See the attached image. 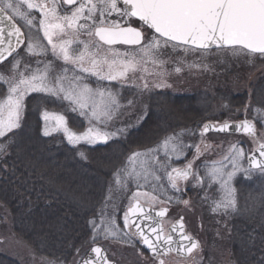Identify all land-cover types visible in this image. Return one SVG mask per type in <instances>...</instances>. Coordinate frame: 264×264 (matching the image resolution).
Listing matches in <instances>:
<instances>
[{"label": "rangeland", "instance_id": "1", "mask_svg": "<svg viewBox=\"0 0 264 264\" xmlns=\"http://www.w3.org/2000/svg\"><path fill=\"white\" fill-rule=\"evenodd\" d=\"M45 1L51 3V7L55 5L56 13L60 16H63L65 12L70 14V9H74L81 3L86 7L89 4V0H80L75 7L66 8L62 0L61 3L60 0ZM103 2L104 0H91V3L97 6L95 24L88 21L87 27L82 28L80 25L85 24V20L80 19L75 28L65 27L62 34L53 30V43L61 44L64 41H71L68 50L74 57L84 55V59L80 62L84 67H91L93 61L111 62L115 58L114 53L119 51L128 53L123 57L124 59H131L134 56L139 60L141 64L138 69L135 72H129L125 81L101 80L98 76L82 72L77 65L66 63L62 58L54 55L51 44L43 35V30L36 32L34 29L27 41L34 45L32 52L17 57L18 63L13 61L14 66H10V70L0 67V121L7 123L8 98L14 95L10 92V87L19 84L21 79L30 78L33 75L43 76L45 83L49 86L63 89L58 97L45 94L49 103L46 108L41 109V112L48 111L53 116H64L68 129L67 132L63 129L53 132L50 136L62 135L67 139L69 132L82 135L92 129L93 132L116 133L112 139L125 138L131 129L137 128L144 122L149 113L150 99L160 93H170L175 96L191 94L200 100V108L214 106L215 108L206 112L209 114L208 119L212 122L243 119L254 121L257 124L255 136L203 135L202 126L207 122L205 121L199 124L198 128L189 130L169 128V131H165L167 133L151 147L130 153L122 169L113 173L110 182V205L97 221L95 229L91 232V245L88 249L86 248L89 250L94 245L92 241L95 239L118 264H157L158 262L152 261L139 242L130 243L125 240V234L129 230L123 227L122 214L135 200H140L155 208L171 207L170 214L164 221L166 228L183 216L187 233L200 241V248L190 257L187 259L169 257L166 264H235L224 246L230 241L226 232L231 230L228 227L236 211L229 210L227 214H224L211 210L225 195L219 182L212 179L211 172L214 166H221L218 162L227 165L225 171L231 169V165L224 161V157L234 147L242 146L245 156H249L259 144L264 143V127H262L264 109L254 105L251 100L252 86L259 78H264V55H255L242 48L184 51L183 48L173 49L171 45L163 46L162 40L161 47L151 50L148 56L141 52L139 46H106L94 35L95 28L101 25L99 16ZM118 6L121 5L118 3ZM28 11L32 12V10ZM32 14L37 15L35 12ZM16 19L24 28L28 27L22 20ZM37 19L42 17L37 15ZM107 19L106 17L105 20ZM111 19H117L116 15L113 14ZM132 20L135 19L132 18ZM142 29L145 31V36L152 34V31L146 27ZM154 60L155 63H153ZM102 66L104 71H107V64ZM176 68H180V71H176ZM162 72L163 75L160 74ZM9 77L12 78L11 83ZM145 83L148 84L147 89L143 87ZM84 84L90 85L94 90L99 88L111 90L116 95L117 103L112 108L110 119L104 116L98 119L93 117L92 103H89L88 108L83 109L85 115L81 116V109L77 104H70L69 101L60 98L67 94L76 95ZM158 84L161 86L157 87ZM227 86L235 94L245 92L248 94L246 106L231 109L226 102L223 103L216 97V92ZM38 95L40 94L30 93L25 96L23 113L25 117L29 100ZM96 100L98 102L99 97ZM72 107L77 110L71 111ZM40 126L42 132L43 122ZM121 129L123 132L119 131ZM15 130L12 129L9 132L5 129V135L0 136V140ZM166 140L169 141L168 149L164 147ZM98 144L100 143L96 145ZM173 144L179 145L183 151L173 152L171 150ZM82 145L88 144L81 141L72 146L78 148ZM197 149H199L198 155ZM137 152L141 154L138 157L133 155ZM178 156L180 158H177ZM165 160L167 167L161 168L160 165ZM189 161H192L194 173L206 186H197L192 177H189L188 181L179 182L178 187L185 190L178 192L172 189L167 173L173 167L185 168ZM242 163L244 167H248L246 160ZM157 176L160 177L159 180L156 179ZM240 176L245 177L242 173H237L231 181L236 210L238 205L235 184ZM6 214L8 213H5L0 206V253L18 260L21 264H73L74 258L79 260L86 252L84 246L79 247L80 251L68 258L66 260L68 262L43 256L25 241L16 237L14 233L12 235L11 221Z\"/></svg>", "mask_w": 264, "mask_h": 264}, {"label": "snow or ice", "instance_id": "2", "mask_svg": "<svg viewBox=\"0 0 264 264\" xmlns=\"http://www.w3.org/2000/svg\"><path fill=\"white\" fill-rule=\"evenodd\" d=\"M65 5H74L76 0H63ZM99 22L101 25L96 28L95 34L107 45H125L139 46L141 52L148 56L151 50L163 46L171 45L173 49L183 48L184 51L191 50H208L212 47L221 48L224 46H241L254 53L264 55V0H122V6H118L117 0H104L101 5ZM32 10L42 19H37V15H33ZM87 12V15H85ZM97 6L91 3L86 7L81 3L69 12H65L63 16L56 13V6L51 8L46 4L36 3L35 0H0V67L10 70L13 61H17V57L31 53L34 45L28 43L29 34L35 29L36 32L43 30L44 37L51 44V51L54 55L59 56L66 63L77 65L82 72L91 73L98 76L101 80L107 81H125L129 72H135L141 62L134 56L131 59H124L127 52H115L111 62L107 60L93 61L91 67H84L80 62L84 59V55L73 56L68 50L71 41H64L61 44L53 43V34L56 30L64 33L65 27L75 28L80 19L85 20V24L80 27H87V22L96 21ZM115 14L117 19H111ZM108 18L105 20V18ZM19 18L28 27L24 28L16 22ZM132 18H136L132 20ZM132 20L131 23L129 21ZM138 24L139 26H133ZM152 30V34L145 36L141 30L143 27ZM23 29V30H22ZM11 58V59H9ZM7 61V65L5 62ZM156 61L154 60L153 63ZM18 63V61H17ZM103 64H107V71H104ZM192 67V65H189ZM180 71V68H176ZM163 75L164 73H160ZM11 83V77L8 78ZM81 79V77H77ZM23 86V87H22ZM160 87L161 85H156ZM145 89L148 84L143 85ZM63 89H56L45 83L43 76L33 75L30 78L21 79L19 84L10 87V95L7 103L8 119L5 124L0 121V136L5 135V129L9 132L12 129H21L22 124L27 126V119L24 116V98L30 93L40 94L28 102V110L31 114L33 109L37 115V123L43 122V136H50L53 132L61 129L68 131L64 116H53L48 111L41 112L46 108L49 100L47 95L58 97ZM99 97L97 102L96 98ZM62 100L75 103L81 109L80 115H85L83 109L89 107V103L94 105L92 116L97 119L100 116L111 118L112 108L117 103L116 95L111 90L99 88L94 90L90 85L84 84L76 95L67 94L60 97ZM131 103V102H130ZM255 105L264 106V97L255 99ZM75 107L71 111L75 112ZM148 117H145V120ZM204 132L217 131L227 132L230 125L221 124L214 127L211 124H204ZM241 127L244 131L251 133L253 125L245 121ZM264 127V122H262ZM123 132V130H119ZM21 133H13V136ZM116 133L88 132L82 135H76L69 132L67 140L69 144L75 145L81 141L86 142L89 146H95L97 143L107 145L108 141L114 137ZM165 149L169 148V141L164 144ZM173 152L183 149L179 145H171ZM6 152V145L0 143V155ZM83 157L84 152L79 151ZM199 149H197V155ZM138 157L140 153H134ZM177 158H180L179 156ZM195 159V157H194ZM246 160L248 167H244L242 161ZM224 161L231 165V169L225 171L227 166L223 162L220 167H213L212 179L218 181L220 187L224 191V197L215 204L211 209L213 212L227 214L229 210L236 211V202L234 198V189L231 181L237 175L242 173L245 177L252 178L258 176L264 179V143L260 144L255 152L245 156L243 147H234L228 155L224 157ZM161 168L167 167V161L161 163ZM189 177L196 182L197 186H206L204 182L194 173L192 161L187 163L185 168L173 167L167 173L168 181L171 182L172 189L183 192L185 189L178 187L179 182L188 181ZM160 179L159 176L156 177ZM187 203V201H184ZM167 209H162L156 213L159 217H164ZM122 222L125 230H129L125 234L126 242H139L145 249L153 255L158 252L162 254L163 250L169 248L173 244V236L163 238L162 229L153 223L152 211L145 210L138 203L135 206H129L128 210L122 214ZM90 224L93 229L96 227V221L91 220ZM183 228V224L178 225ZM181 240L187 241L188 237L181 233ZM95 246L86 251L79 259H73V264H111L106 250L96 242L92 241ZM185 245L181 243V247ZM189 247H195V243L189 241ZM78 253L80 249H75ZM264 264V260L260 261Z\"/></svg>", "mask_w": 264, "mask_h": 264}, {"label": "trees", "instance_id": "3", "mask_svg": "<svg viewBox=\"0 0 264 264\" xmlns=\"http://www.w3.org/2000/svg\"><path fill=\"white\" fill-rule=\"evenodd\" d=\"M252 87L254 104L264 97V78ZM216 97L231 109L246 106L249 99L246 92L235 94L229 86L220 88ZM199 103L191 94L160 93L149 101L148 118L127 137L78 148L62 135L43 136L34 109L31 114L27 110L23 132L16 129L13 133L20 135L11 133L0 140L6 145L0 155V206L9 215L12 235L61 262L81 246L88 249L90 221L97 223L110 205L113 173L122 169L130 153L151 147L169 128L193 129L209 121L206 112L215 107L200 108ZM235 186L238 207L224 249L235 264H260L264 260V179L240 176ZM0 264L21 263L0 253Z\"/></svg>", "mask_w": 264, "mask_h": 264}, {"label": "water", "instance_id": "4", "mask_svg": "<svg viewBox=\"0 0 264 264\" xmlns=\"http://www.w3.org/2000/svg\"><path fill=\"white\" fill-rule=\"evenodd\" d=\"M118 1L122 4V0H118ZM224 47H233V46H224ZM212 48H217V47L214 46ZM245 121L250 122L254 126L253 127V131L251 133H248V132L244 131V129L241 127V125ZM207 124H211L214 127H218L221 124H227V125H230V126H233V127H230V129L227 132H217V131H211V130L208 131V132H204V129H203V134H205V135L208 134V133H210V132L222 133V134H227V133H240V134H245V135H255L256 134V124L253 121H250V120H243V121H240V122H224V123H220V124H215V123L209 122ZM258 147L253 152H255L258 149ZM137 203L141 207H143L145 210H149L150 209L152 211V213H153V223H155L158 228L162 229L161 235H162L163 238H167L168 236H173V244L169 248L163 250L162 254H167L168 252L172 251V252H174L176 254H180L182 256H188L194 250L197 249V247H198V241H197V239L194 238V237H192V236H189V235L185 234V226H184V223L182 222V220H180L179 222H177L176 224H174L173 226H171L169 228V235H166L165 234V230H164V227H163V224L162 223H163V220L166 218V216L168 214V209L167 208L155 209V208H153V207H151L149 205L143 204L139 200H136L131 206H135ZM162 209H167L166 215L164 217L157 216L156 213L159 212ZM181 223L183 224V228L182 229L178 227V225H180ZM181 233L183 234V236L188 237V240L187 241H182L181 240ZM189 241L195 243V247H189L188 246L189 245ZM181 243H183L185 246L184 247H181ZM150 254L152 256H157V255H159L161 253L158 252L156 255H153L152 253H150ZM110 261H111V264H117V262H115V261H112V260H110Z\"/></svg>", "mask_w": 264, "mask_h": 264}, {"label": "flooded vegetation", "instance_id": "5", "mask_svg": "<svg viewBox=\"0 0 264 264\" xmlns=\"http://www.w3.org/2000/svg\"><path fill=\"white\" fill-rule=\"evenodd\" d=\"M36 1V3H42V4H46V5H48V7L49 8H51V3H49V2H47V1H45V0H35ZM79 1L80 0H77V3L76 4H74V5H71V6H69V5H65L66 6V8H71V7H75L78 3H79ZM60 3H61V0H60ZM62 4H63V0H62ZM16 21L19 23V24H21L17 19H16ZM168 208H169V211H168V214H167V216H166V219H167V217L169 216V214H170V211H171V207H169L168 206ZM165 219V220H166ZM164 220V221H165ZM179 219H177L175 222H173V223H171L168 227H170V226H172L173 224H175L177 221H178ZM163 226L164 227H166L165 226V224L163 223ZM148 254V253H147ZM149 255V254H148ZM150 256V255H149ZM151 257V256H150ZM169 257L170 258H179V259H187V258H185V257H181V256H178V255H175V254H173V253H169V254H167V255H163V256H157V257H151V259H152V261H154V262H158L157 264H166L165 262H166V260L167 259H169Z\"/></svg>", "mask_w": 264, "mask_h": 264}]
</instances>
